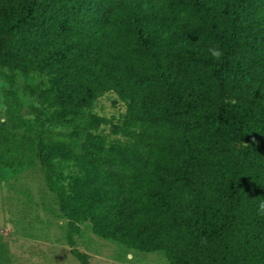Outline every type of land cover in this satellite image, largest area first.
Segmentation results:
<instances>
[{
  "label": "trees",
  "instance_id": "1",
  "mask_svg": "<svg viewBox=\"0 0 264 264\" xmlns=\"http://www.w3.org/2000/svg\"><path fill=\"white\" fill-rule=\"evenodd\" d=\"M0 83L65 264H89L83 224L165 264H264V0H0Z\"/></svg>",
  "mask_w": 264,
  "mask_h": 264
},
{
  "label": "rangeland",
  "instance_id": "2",
  "mask_svg": "<svg viewBox=\"0 0 264 264\" xmlns=\"http://www.w3.org/2000/svg\"><path fill=\"white\" fill-rule=\"evenodd\" d=\"M4 87L0 83V112H5L9 104ZM14 87L22 102L23 112L28 111V106L32 102L29 91L18 78ZM114 99L113 95L103 96L97 101L93 111L106 118L118 116L123 109L112 105ZM103 133L106 134L107 129H104ZM38 172L40 169L35 159L32 139L19 137L4 130L0 123V246L9 252L6 256L11 255L14 253L12 251L18 248L20 253L22 250H26L25 252L30 250L37 255L38 258L35 257L37 264H59L56 263L58 261L55 259L56 248L54 246L50 243H38L33 240L37 235L48 233L49 222L39 205V192L41 191ZM44 196L43 205L50 208V213L46 211V214L57 220L52 221L57 228V224L63 223L64 219L60 215L57 205L55 207L53 201ZM95 240L90 238L91 242L96 243V252L88 248L86 255L89 264H165L160 253H136L132 254L129 259L128 252L121 254L122 250L118 247L113 252L100 245L104 244L103 240ZM31 243H34L35 247L29 248ZM105 243L108 242L105 241ZM20 255L21 263L10 257L6 264L27 263L28 253Z\"/></svg>",
  "mask_w": 264,
  "mask_h": 264
},
{
  "label": "crops",
  "instance_id": "3",
  "mask_svg": "<svg viewBox=\"0 0 264 264\" xmlns=\"http://www.w3.org/2000/svg\"><path fill=\"white\" fill-rule=\"evenodd\" d=\"M38 177L40 178V191L41 192H39V205L41 207V210L46 215V217H47L46 220L47 221H57L53 217H49L46 214L47 212L50 213L49 212L50 208L48 206L43 205V196L46 195L44 197H47V198L51 199L53 201V204H54L55 207L57 205V201H56V199L53 196H51L50 194H48L44 190V188L42 186V175H41V172H38ZM42 193H43V195H42ZM57 225H58L57 228H58L59 232L62 233L64 231V228H65L64 222L61 223V224L58 223ZM76 238H77V241H78L79 245L81 246V248L83 249V251L86 254L88 252V248H90L92 251H95V249H96V246H95L96 243L91 242L90 238L93 239V240H95V239H97L99 241L101 240V239L97 238L96 236L92 235L89 232L86 224H83L82 226L79 227V230H78V232L76 234ZM33 240L35 242L37 241L38 243H40V242L44 243V244L50 243L52 246H54L56 248V250H55L56 258L55 259H56V261H58L56 263L65 264V259L68 257V250H69L68 247H61V246L53 245L51 243V241L49 240L48 234H46V235H37V236H35L33 238ZM103 243L104 244H100V245L105 246L107 249H111L113 252L116 251V247H118L119 249L122 250L121 254H125L126 252H128V250L126 248L122 247L121 245L108 244V243H105V241ZM33 244L34 243L29 244L30 245L29 248L35 247ZM25 251L26 250H22L21 251V253H28V257L26 259L27 263H24V264H37L36 258H35V257H37V255L32 253V251H30V250H28V252H25ZM12 252H14V253H12L11 255H7L6 256V254L9 253V252L5 251L3 249V247L0 246V264H6L7 263V259H9L10 257L13 258V259L15 258V260L18 261V262H20V260H22L21 259V255H20L21 253L18 252V248L15 251H12ZM11 261H12V259H11Z\"/></svg>",
  "mask_w": 264,
  "mask_h": 264
},
{
  "label": "clouds",
  "instance_id": "4",
  "mask_svg": "<svg viewBox=\"0 0 264 264\" xmlns=\"http://www.w3.org/2000/svg\"><path fill=\"white\" fill-rule=\"evenodd\" d=\"M208 52L211 55L212 58L215 60H220L223 56V51L218 45H213L208 48ZM258 212L260 214H264V200H261L260 203L258 204ZM204 243V241H201ZM129 259H131V256H129Z\"/></svg>",
  "mask_w": 264,
  "mask_h": 264
}]
</instances>
